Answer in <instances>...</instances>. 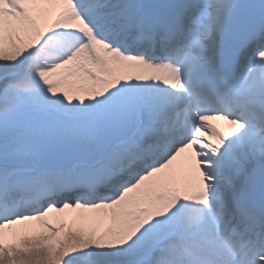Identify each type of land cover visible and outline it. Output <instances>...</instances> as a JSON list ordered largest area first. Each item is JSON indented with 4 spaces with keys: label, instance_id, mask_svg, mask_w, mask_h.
I'll list each match as a JSON object with an SVG mask.
<instances>
[{
    "label": "snow or ice",
    "instance_id": "snow-or-ice-1",
    "mask_svg": "<svg viewBox=\"0 0 264 264\" xmlns=\"http://www.w3.org/2000/svg\"><path fill=\"white\" fill-rule=\"evenodd\" d=\"M0 264H264V0H0Z\"/></svg>",
    "mask_w": 264,
    "mask_h": 264
}]
</instances>
